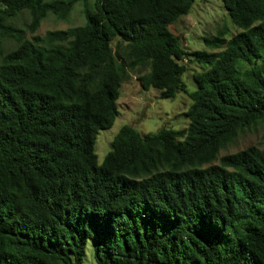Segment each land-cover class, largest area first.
<instances>
[{
	"label": "trees",
	"instance_id": "trees-1",
	"mask_svg": "<svg viewBox=\"0 0 264 264\" xmlns=\"http://www.w3.org/2000/svg\"><path fill=\"white\" fill-rule=\"evenodd\" d=\"M194 1L0 0V264H83L88 239L97 264H264V149L218 156L264 122V0H222L239 31L190 52L168 27ZM76 3L83 24L36 34ZM131 72L185 92L187 126L125 124L98 163Z\"/></svg>",
	"mask_w": 264,
	"mask_h": 264
},
{
	"label": "rangeland",
	"instance_id": "rangeland-1",
	"mask_svg": "<svg viewBox=\"0 0 264 264\" xmlns=\"http://www.w3.org/2000/svg\"><path fill=\"white\" fill-rule=\"evenodd\" d=\"M27 20V14L22 13L17 19V27L24 29L23 24ZM83 23L82 5L76 3L67 22L57 21L50 15L41 22L36 34L43 35L47 30L66 29ZM168 29L178 38L183 48L190 52L201 49L219 51V49L206 46L203 41L204 37H213L222 32L225 38H229L239 31L231 23L222 0H195L189 12L178 17ZM30 36L27 32L26 37ZM122 43L120 39H114L112 43L114 53L120 59H124L127 53V45ZM13 45L14 41H11L8 48ZM200 70L198 63L187 64V69L181 77L188 91L196 89L192 75ZM130 74V79L121 85L120 96L117 100V115L113 125L108 129L99 130L96 136L94 151L98 163L102 162L105 154L110 150L111 140L125 124L133 126L141 134L155 132L162 127L182 129L187 126L188 119L185 112L191 105V99L185 92H176L172 98H161L160 92L154 88L142 89L136 79V74L133 72ZM251 145L264 149V122L242 132L232 144L221 150L218 156L239 151ZM83 264H97L93 257L91 239H88L86 243Z\"/></svg>",
	"mask_w": 264,
	"mask_h": 264
}]
</instances>
